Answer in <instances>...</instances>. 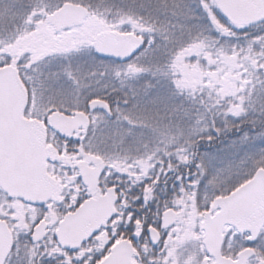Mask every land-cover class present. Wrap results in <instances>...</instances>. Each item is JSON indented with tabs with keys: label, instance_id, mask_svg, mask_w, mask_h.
Here are the masks:
<instances>
[{
	"label": "snow or ice",
	"instance_id": "obj_1",
	"mask_svg": "<svg viewBox=\"0 0 264 264\" xmlns=\"http://www.w3.org/2000/svg\"><path fill=\"white\" fill-rule=\"evenodd\" d=\"M0 264H264V0H0Z\"/></svg>",
	"mask_w": 264,
	"mask_h": 264
}]
</instances>
